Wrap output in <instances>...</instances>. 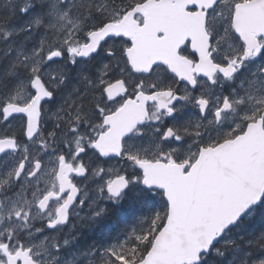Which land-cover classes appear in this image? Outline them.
<instances>
[{
  "label": "snow or ice",
  "instance_id": "obj_1",
  "mask_svg": "<svg viewBox=\"0 0 264 264\" xmlns=\"http://www.w3.org/2000/svg\"><path fill=\"white\" fill-rule=\"evenodd\" d=\"M0 127V264H264V0H0Z\"/></svg>",
  "mask_w": 264,
  "mask_h": 264
},
{
  "label": "trees",
  "instance_id": "obj_2",
  "mask_svg": "<svg viewBox=\"0 0 264 264\" xmlns=\"http://www.w3.org/2000/svg\"><path fill=\"white\" fill-rule=\"evenodd\" d=\"M135 215H136V214H134V215H130V216H129V217H130V219H128V222H129V223H132V222L134 221V219H135ZM94 238H97V239H98L99 237H97L96 234H95V235H94Z\"/></svg>",
  "mask_w": 264,
  "mask_h": 264
},
{
  "label": "flooded vegetation",
  "instance_id": "obj_3",
  "mask_svg": "<svg viewBox=\"0 0 264 264\" xmlns=\"http://www.w3.org/2000/svg\"><path fill=\"white\" fill-rule=\"evenodd\" d=\"M183 84H180V87L182 86ZM13 122H16V121H13ZM17 126H18V124H17ZM17 133H19V131H17ZM67 230V229H66Z\"/></svg>",
  "mask_w": 264,
  "mask_h": 264
},
{
  "label": "rangeland",
  "instance_id": "obj_4",
  "mask_svg": "<svg viewBox=\"0 0 264 264\" xmlns=\"http://www.w3.org/2000/svg\"><path fill=\"white\" fill-rule=\"evenodd\" d=\"M99 236V235H98Z\"/></svg>",
  "mask_w": 264,
  "mask_h": 264
}]
</instances>
